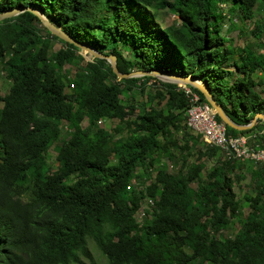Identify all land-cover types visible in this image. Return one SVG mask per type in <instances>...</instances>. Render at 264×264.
Instances as JSON below:
<instances>
[{
	"label": "trees",
	"instance_id": "1",
	"mask_svg": "<svg viewBox=\"0 0 264 264\" xmlns=\"http://www.w3.org/2000/svg\"><path fill=\"white\" fill-rule=\"evenodd\" d=\"M257 3L264 6V0H0V13L35 9L75 42L113 55L122 75L198 79L234 123L246 125L264 114V98L254 90L261 83L252 78L264 71V53L241 49L237 61L226 63L232 38L220 33L235 16L252 19ZM164 10L177 25L159 26L154 16ZM260 32L256 23L253 35ZM52 40L61 46L51 52ZM78 52L28 11L0 21V67L10 82L0 96V264H81L80 257L90 258L87 240L107 264H264V165L226 159L203 144L186 167L200 136L186 127L182 89L149 76L118 79L106 60L85 62ZM150 80L157 85L144 92ZM134 89L145 97L138 113ZM102 121L116 123L106 130ZM224 127L227 136L253 134L251 145L264 149V122L243 131ZM50 147L52 171L44 158ZM175 150L176 171L159 168L151 177L157 158L177 163ZM245 163L255 166L251 196L243 195L249 211L228 237L239 210L233 181L242 177L235 171ZM143 199L147 219L139 223Z\"/></svg>",
	"mask_w": 264,
	"mask_h": 264
},
{
	"label": "rangeland",
	"instance_id": "2",
	"mask_svg": "<svg viewBox=\"0 0 264 264\" xmlns=\"http://www.w3.org/2000/svg\"><path fill=\"white\" fill-rule=\"evenodd\" d=\"M154 20L159 24L161 27H165L168 25H177V21L173 15H171L167 10L160 11L156 13L154 16ZM256 23H260L261 25V32L258 36L253 35L254 28L256 26ZM228 23L225 22L224 26L222 27V31L220 34L226 35L229 39H231V43H227L225 45L226 48H228L231 51V55L227 57L226 63H231L233 61H237L236 53H238L241 49H247L253 52L254 54L258 53H264V6L260 3H257L254 7L253 11V17L250 20H244V19H238L237 16L233 17L232 19V25L228 28ZM227 29L226 32H224ZM231 36H234L231 37ZM61 44L58 40H52L50 50L55 51L56 48L60 47ZM221 50V48H220ZM83 58V60L86 62L90 60V55L86 53L85 51L80 50L78 52ZM1 65V64H0ZM228 70H234L233 66L226 68ZM72 70L70 69V72ZM252 78L254 81H260V85L256 86L254 90L256 92H260V96L264 98V71H257L252 74ZM156 81H159L157 78H154ZM150 80L146 83L144 92L152 90L156 85L157 82ZM160 82V81H159ZM10 85V82L6 80L5 74L3 72V69L0 67V96L4 95L8 87ZM131 94L134 96V104H135V113H138L141 111L140 104H143L145 102L144 95H139L137 91L134 89L131 91ZM123 101L126 100V96L122 97ZM116 121L112 122H105L102 121V125L104 129L110 130L114 127V124ZM257 131V130H256ZM66 129L64 125L62 124L60 126V138L64 139L66 138ZM254 133V132H250ZM248 134V133H247ZM125 137V134H119L115 135L114 139L123 140ZM176 138H179V134L176 135ZM204 142L200 138L199 142L196 143V146L194 148H190L188 151L189 156L186 158V167L190 164L197 162L195 159L194 152L196 149L200 148ZM175 155V159L177 161L176 164L168 161L167 159L160 157L157 158V161H155L154 165L152 166L150 170L151 177L157 171L159 168H163L164 170L174 173L179 165L178 159L180 153L175 150L173 151ZM45 162L47 167H49L50 171L54 170L56 167V161H55V151L52 147H50L45 156ZM221 160H223L221 158ZM214 163V160L204 161V168L200 172L199 176L201 179H204V175L211 169L212 164ZM255 169V166L250 163L243 164V167L239 170L235 171V175L237 174V171L239 172V175L242 177V179L238 182L233 181V191L235 192V196L239 203V210L237 214V218L232 219L230 221V225L225 230L224 234L228 237H232L233 234L238 230L240 226V222L249 211L248 204L243 199V195L251 196V193L253 191V183L251 179L249 178V172ZM141 171L138 170L136 172V175H140ZM72 181V179L69 180V182ZM192 188L195 187V183H191L190 185ZM149 202L146 200H142L140 202V208L136 214V218L139 223L143 221V219H147V217L144 216L143 211L148 207ZM87 248L90 253V258L86 259L84 257H80L81 264H107L105 258L97 251L94 244L91 240H87Z\"/></svg>",
	"mask_w": 264,
	"mask_h": 264
},
{
	"label": "built area",
	"instance_id": "3",
	"mask_svg": "<svg viewBox=\"0 0 264 264\" xmlns=\"http://www.w3.org/2000/svg\"><path fill=\"white\" fill-rule=\"evenodd\" d=\"M180 88L188 100L184 119L186 127L192 133L199 135L204 144L219 149L226 159L264 165V149L250 143L254 138L253 134L227 136L224 124L215 120L214 111L207 104L199 103L198 97L186 86Z\"/></svg>",
	"mask_w": 264,
	"mask_h": 264
},
{
	"label": "water",
	"instance_id": "4",
	"mask_svg": "<svg viewBox=\"0 0 264 264\" xmlns=\"http://www.w3.org/2000/svg\"><path fill=\"white\" fill-rule=\"evenodd\" d=\"M24 11H28L31 14H33L38 19L41 26L43 28H45L46 31L50 35L55 36L57 39L61 40L62 42L72 44L73 46L78 48L79 51L80 50L85 51L86 53H88L90 55V58H99V59L106 60L107 63L109 64L110 68H111L112 73L118 79H121V78H138V77L149 76L152 78H157L162 83L175 84L178 87L188 86V87L194 88L202 94L206 104L214 111V113L219 118V120L225 126L231 128L233 130L243 131V130L249 129L251 126H253V124L257 120L264 122V114L258 113V114H255L253 116V118L250 120V122L246 125H238V124L234 123L227 116V114L222 109V107L213 100V98H212L208 88L205 86V84L202 83L200 80L194 79L190 76L183 77V76H180L178 74H174V73L167 74V73H162L159 71H146V72L135 71V72H131L129 74L122 75V74L118 73L116 68H115V57L113 55H107V56L100 55L94 49L90 48L89 46L75 42L70 36H68L60 28L55 27L53 24H51L40 12H38L35 9H32L30 7L14 8V9L5 11L3 13H0V21H2L4 19L12 18L14 16H17L18 14H20Z\"/></svg>",
	"mask_w": 264,
	"mask_h": 264
}]
</instances>
